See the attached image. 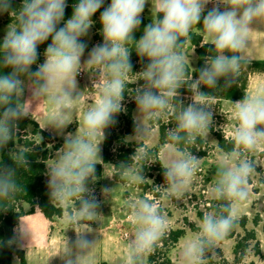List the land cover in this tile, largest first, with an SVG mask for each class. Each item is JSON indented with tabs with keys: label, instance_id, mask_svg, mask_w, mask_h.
I'll return each mask as SVG.
<instances>
[{
	"label": "clouds",
	"instance_id": "1",
	"mask_svg": "<svg viewBox=\"0 0 264 264\" xmlns=\"http://www.w3.org/2000/svg\"><path fill=\"white\" fill-rule=\"evenodd\" d=\"M149 0H111L100 13L103 42L91 48L82 63L87 44L83 42L93 26V16L105 0H77L70 18L64 21L67 0H23L19 9H13L11 0H0V13L8 12L15 24L8 27L0 42V148L14 140L17 122L30 115L33 104L45 100L51 109L46 127L63 131L71 124V114L81 99L77 75L87 70L96 90L95 105L82 118V127L64 136L62 151L48 165L47 187L51 201L74 206L67 220L80 230L75 240L65 239L63 250L56 256L63 264H85L86 257L96 240L86 233L92 229L84 222L95 221L100 201L89 181H95L96 165L100 159V145L105 129L117 123L116 116L124 111L126 81L133 73L130 60L134 45L136 54L147 64L138 73L143 81L134 88L132 98L143 119L158 123L171 115L175 125L166 130V141L175 151L167 154L163 165L164 189L168 195L181 196L187 190L198 170L200 158L187 148L199 136L209 133L213 124L211 92L232 87L243 66L248 63L243 53L250 44V33L264 25V0H151L155 19L144 26L136 39L146 4ZM212 4L211 8H206ZM63 22V26H59ZM194 25H201L210 39V52L198 75H189L185 57L181 52L184 37ZM51 38L44 51V60L37 64L38 47ZM33 65L36 68L33 69ZM91 69V70H90ZM197 71V70H195ZM223 85L220 86V81ZM181 88L191 93L192 102L185 105L180 99ZM30 96L22 102L25 90ZM238 126L233 132L235 150L217 165L213 196L223 201L214 211L203 216L200 231L186 242L180 253L182 264H204L206 254L224 240L238 222V209L249 199V178L255 171L247 152L264 144V89L233 102ZM150 128L137 120L133 138H144ZM17 168L26 167L27 155L23 151L11 153ZM136 161L157 160L145 147L136 148L131 157ZM235 160V162H234ZM123 175L129 165L121 163ZM142 169L134 179L142 182ZM111 177V176H109ZM22 190L17 182V169L0 167V200H10ZM113 188H103L108 198ZM77 202L78 205H77ZM135 225L133 239L128 245L126 264H142V258L151 253L167 230L162 211L150 200L130 202ZM31 232L20 219L8 245L28 248Z\"/></svg>",
	"mask_w": 264,
	"mask_h": 264
},
{
	"label": "rangeland",
	"instance_id": "2",
	"mask_svg": "<svg viewBox=\"0 0 264 264\" xmlns=\"http://www.w3.org/2000/svg\"><path fill=\"white\" fill-rule=\"evenodd\" d=\"M107 6L108 4L105 5V7ZM143 20L150 21L144 18ZM1 27L3 26L0 22V29H2ZM3 29L0 31H4L6 33L7 29ZM83 42L88 46L85 51L86 54L84 55L86 60L88 51H90L93 46L102 43L103 37L100 35L98 40L95 41L93 39V32L91 37L89 31L88 34L83 38ZM190 58V55L185 57V64L190 70H194L196 63L194 66H190V64L193 62ZM194 58H196L195 55ZM134 64L137 67L135 73H138L147 64V59H145L144 62L136 61ZM135 75L139 76L138 74ZM92 78L93 77L87 70H82L81 74L78 73L77 75L78 86L82 91V94L79 103L72 111L71 124L67 126V133L74 134L77 129L81 128L83 115L95 105V97L97 93L94 88H91ZM134 80L135 78H132L131 76L128 77V81ZM191 96L192 93L188 95H180V99L185 105H187L192 102ZM210 103L213 107L214 113L213 124L208 134L201 135V138L204 141L206 156L204 158H200L198 170L192 177L191 182L183 195H168L164 189L158 188V185H155L152 179L147 177V173H151L147 170L142 171L146 174L144 177L145 179L142 182L135 180L134 176L136 171L137 169H140L137 164L129 167L127 176H124L122 173V183L114 182L113 166L111 164H103L105 169V181L110 179V184L107 185V188H113V191L109 197L106 198L102 194V188H91L94 190L97 198L100 201V207L98 208V213L100 216H97L95 221L84 222L87 225L89 224L92 229L91 232L86 233L87 238L89 240L97 241L94 248L90 250L88 256L86 257L85 264H91L96 258L107 264H126L128 245L134 238L133 233L135 231V225H133L129 219L131 216V208L129 204L130 202H135L142 199L150 200L156 204L164 214L167 221V230L165 235L170 231L180 229L184 230V235L178 240L174 247H171L167 250V248L158 246L159 252H166L173 264H182L180 259L182 248L187 241L193 238L194 235L200 231L201 221L196 215L197 209L201 211L203 215L211 212L209 210V208L212 206L211 201L216 199L212 194V188L217 180L215 171L220 160L229 154L224 153L218 148L217 141L213 133H220L224 136L225 140L230 141L233 140V132L238 126V121L234 116V105L227 102H221L214 98L210 99ZM44 105H48L45 100ZM80 111H84V114H82L79 118V121H77L74 119L76 116L75 114L76 112L79 113ZM170 116L171 115H169V117ZM133 119L135 123L138 120L151 130L144 138H133V134L131 136H127L126 140L128 142L143 143V145L147 148H158L159 160L161 161L162 166L166 165L168 163L167 154L173 153L175 149L169 144H160L157 126L149 121L144 120L142 115L138 113L136 106L133 110ZM30 130L31 128H28V133ZM27 138L29 140L34 139L36 142L41 140L38 135H28ZM59 142L62 147L64 141L59 140ZM100 148H102V144L100 145ZM62 150L63 149H59V152H54L50 161L47 162V165L53 164L58 158V154ZM101 154L102 151H100V156ZM247 158L253 161L255 171L249 178V199L238 209V217L240 218L245 216L247 218L246 229L255 230L256 238L260 243L261 254L260 256L255 255L252 248L249 246V248L245 251L242 260L238 263H235L232 255V248L235 240L224 239L219 242L213 250L206 254L204 264H264V144H260L254 150L248 151ZM151 165L153 164L147 165L146 167L150 169ZM162 184H164V180L160 185ZM56 203L62 207L66 217L68 212L74 206L73 201ZM78 203L79 202H77V205ZM28 209L29 206L27 204H22L23 212H26ZM253 219H259V222L256 226H253ZM189 225H193L195 231H191L189 229ZM236 233L238 235H243V231L239 227L236 228ZM75 238L76 233L73 234L72 240H75ZM252 243L253 242H250L249 244L252 245ZM94 256L96 257L94 258ZM147 257L148 254L142 258V264H147ZM160 261L161 260H158L159 264Z\"/></svg>",
	"mask_w": 264,
	"mask_h": 264
},
{
	"label": "trees",
	"instance_id": "3",
	"mask_svg": "<svg viewBox=\"0 0 264 264\" xmlns=\"http://www.w3.org/2000/svg\"><path fill=\"white\" fill-rule=\"evenodd\" d=\"M77 0H67V8L65 10L64 21L71 17L73 11V4ZM111 0L105 1L104 6L97 11L93 16L94 24L93 28V39L98 40L101 35V24L99 21L100 13L103 11L106 4H110ZM12 8L19 9L23 3V0H11ZM2 26H13L15 24L14 18L8 12L1 13ZM151 21L143 20L140 28L134 33L136 39H139L143 34V28L147 23ZM59 26H63V22ZM3 29V27H2ZM0 29V30H2ZM3 35H0V42H2L4 31H0ZM205 34L201 25H194L189 32L188 36L182 38L184 39V47L187 44L193 46L195 49L196 55V67L194 70H190L186 65L189 75L194 77L198 75V70L204 65L205 57L208 55H214V52H210L211 44L203 43V35ZM83 40V38H82ZM51 43V38L48 41H45L43 44L39 45L38 52L39 58L37 64L42 63L44 60V51L47 48L48 44ZM129 49L132 50L130 60L133 65V73H130L129 76L135 78L134 81H126L125 88V99H124V111H121L116 116L117 123L107 129H105V139L102 142V159L101 162L96 165V179L95 181H89V188H97L100 185L102 177V167L103 164H111L114 169L113 180L119 183H122V169L120 167L121 163H127L129 166L137 164L143 170H147V177L152 179L155 185H160L163 183L164 169L162 167L161 161L158 157V148H147L143 143L128 142L126 140L127 136L134 134V129L136 123L133 119V110L136 106L134 99L132 98L134 88L138 84H142L143 81H138L139 76L135 75L137 67L135 62H144L145 59H141L134 50V45H128ZM36 68V65H33V69ZM197 70V71H195ZM9 69H0V72H7ZM254 73H264V60H254L248 61V63L243 66L239 72V76L236 80V83L224 90H213L207 89L202 86L201 90L205 92H211V98L216 100H230L237 101L243 99L246 95L247 88V79L248 76ZM223 85V80L220 81V86ZM180 95H188L191 92L187 88H181L179 90ZM2 111V110H0ZM152 123V122H151ZM157 126L159 141L161 145L168 144L166 141V130L169 127L175 125V120L173 116L168 115V117H163L158 123H152ZM28 128H31L28 133ZM211 130V129H210ZM39 136L40 141L36 142L29 140L27 137ZM217 141V146L224 153H230L234 150L235 144L233 140H225L224 136L220 133H213ZM145 147L151 153L155 154L156 162L152 163L151 168L148 169L146 164L148 161H136L131 159L135 154L136 148ZM191 151L198 158H204L206 156V151L204 147V141L199 136L195 144L192 145H179L176 148ZM61 148V144L58 139L52 138L48 133L41 130L39 125L26 117L22 118L17 122V131L14 140L9 141V143L0 148V167H11L17 169V182L22 186V190L18 192L14 198L10 200H0V264H12V255L13 253L19 259V264H26L23 252L16 250L14 252V244L8 245L7 241L13 237V228L17 222V219L25 214H30L34 211L36 207L43 213V215L52 220L54 218H59L63 214V209L60 207L56 201H51L49 190L47 187V162L51 159L52 154L58 151ZM23 151L27 155L28 164L26 167L17 168L15 162L11 158V153L15 151ZM145 177V173H141ZM223 201L215 199L211 201L212 206L209 208L210 211H214ZM22 204H27L29 209L26 212L22 210ZM197 217L200 221L203 219V214L197 209ZM247 218L242 216L238 219V222L234 229L228 234L225 239H234V245L232 248V255L234 262L238 263L242 260L245 251L249 248H252L255 255L260 256V243L256 238V232L254 229H246ZM259 222V219H253V226H256ZM239 227L243 231V235H238L236 233V228ZM191 231H195L193 225H189ZM184 235V230H174L170 231L168 234L164 235L161 240L158 242L155 249L152 253L148 254L147 264H173L171 259L167 256L166 252H159V247L167 248V250L177 244L178 240ZM253 242L252 245L249 243ZM107 264V263H101ZM225 264V263H223ZM253 264V263H251Z\"/></svg>",
	"mask_w": 264,
	"mask_h": 264
},
{
	"label": "crops",
	"instance_id": "4",
	"mask_svg": "<svg viewBox=\"0 0 264 264\" xmlns=\"http://www.w3.org/2000/svg\"><path fill=\"white\" fill-rule=\"evenodd\" d=\"M211 7L212 4L206 6V8H211ZM2 18L3 16L0 13L1 24L3 22ZM142 18L150 21L155 19V10L151 9V0H149V3L146 4L145 6L144 12L142 13ZM8 27L9 26H3V28L6 29ZM89 31L92 37L93 28L91 27ZM0 35L3 34L0 32ZM203 43L211 44L210 39L207 38L206 33L203 35ZM194 49L195 48L193 46L187 44L183 49V53H182L184 57H186L187 55L191 56L190 59L193 62L190 64V66H194L196 63V58H194L195 55ZM243 55H245L248 61L264 60V25H260L258 28H256L254 31L250 33V44L243 53ZM84 60L85 57H82V63ZM258 89H264V73H254L248 76L246 95H253ZM29 96L30 93L26 89L24 96L22 97V102L27 100ZM219 101L227 102L233 105L232 101L230 100H219ZM51 114L52 113L49 105H44V100H41L38 103L33 104L32 111L30 112V115L27 116L26 118L35 121L39 125L40 129L48 133L52 138H56L64 141V136L67 133L66 132L67 127L62 132L52 127H46L47 120ZM82 114H84V111H80L79 113L76 112L75 114L76 116L74 119L79 121V118L81 117ZM62 147L60 148V150L62 149ZM100 159H102V154L100 156ZM100 162L101 161H98V163ZM104 174H105V169L103 166L101 182L100 185L98 186L102 189L107 187L108 184H110L109 183L110 179H107L105 181ZM20 219L27 225L28 229L30 230L32 240L28 248L26 247L20 248L16 244H14V252L16 250L22 251L26 264H63V260L56 255L63 250L65 246L66 238L72 240L75 231L71 228H76V230H79V228H77L76 225L70 224L68 222L65 212H63L61 217L49 220L43 215V213L39 210V208L36 207L32 213L25 214L17 219V222L13 228V236H14V229L20 223ZM84 226H88V225L84 223ZM95 257L96 256H94V258ZM94 260L95 261L92 262L91 264L105 263L102 260H99L98 258ZM11 262L12 264H19V259L15 253H13L12 255Z\"/></svg>",
	"mask_w": 264,
	"mask_h": 264
},
{
	"label": "built area",
	"instance_id": "5",
	"mask_svg": "<svg viewBox=\"0 0 264 264\" xmlns=\"http://www.w3.org/2000/svg\"><path fill=\"white\" fill-rule=\"evenodd\" d=\"M80 74H81V72H80Z\"/></svg>",
	"mask_w": 264,
	"mask_h": 264
},
{
	"label": "flooded vegetation",
	"instance_id": "6",
	"mask_svg": "<svg viewBox=\"0 0 264 264\" xmlns=\"http://www.w3.org/2000/svg\"><path fill=\"white\" fill-rule=\"evenodd\" d=\"M230 240H232V239H230Z\"/></svg>",
	"mask_w": 264,
	"mask_h": 264
}]
</instances>
